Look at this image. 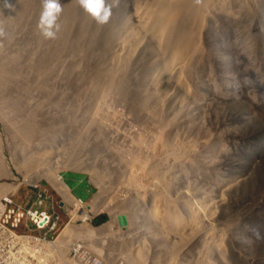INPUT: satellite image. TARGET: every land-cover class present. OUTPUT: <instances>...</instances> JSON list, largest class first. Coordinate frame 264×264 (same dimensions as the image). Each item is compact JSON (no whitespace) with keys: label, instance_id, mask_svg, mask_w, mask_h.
<instances>
[{"label":"rangeland","instance_id":"obj_1","mask_svg":"<svg viewBox=\"0 0 264 264\" xmlns=\"http://www.w3.org/2000/svg\"><path fill=\"white\" fill-rule=\"evenodd\" d=\"M76 1L60 0V30L56 39L47 40L37 27L43 0H0V71L7 66L0 72V185L12 186L0 202L15 193L14 201L33 207L38 194L45 193L43 208L60 215L62 224L52 236L68 226H80L63 233L66 251L74 239L92 238L95 258L107 264H198L202 255L211 264H264V72L260 65L256 67L258 63L264 68V22L257 18L259 9L264 14V1L255 6V0H250L247 14L237 5L232 8L234 15L248 21L240 44L251 60L244 56L238 61L228 44L205 39L215 69L208 65L205 74L187 78L189 92L161 79L160 90L169 96L170 117L183 104L178 128L160 118L145 120L132 107L136 92L149 95H140L147 103L151 100L143 87L137 90V84L128 81L127 74L141 78L133 68L119 75L114 88L117 96L100 101L104 111L95 114L96 90L106 84L112 49L94 20L82 25L84 17ZM130 1L125 0V7ZM219 24L229 29L225 22ZM219 62L227 68V76L221 75ZM192 122L194 130L189 128ZM127 136L136 138L140 156L148 155L147 143L158 139L162 143L158 154L169 162L171 150L178 145L184 151L193 141L201 146L192 145L198 153L187 149L191 155L185 156H193L187 157L188 163H152L131 180L110 170L112 165L123 169L129 165L118 159L125 155L121 149H132ZM166 164L167 195L187 219L184 230L170 234L154 220L158 193L144 182ZM75 172L86 175L95 192ZM188 204L196 211L200 205L207 207L211 216L207 226L222 241L221 255L206 250V225L200 233L190 234ZM120 211L127 222L119 221L118 226L114 216ZM106 214L111 219H102ZM90 220L95 225L90 224L95 230L92 235L84 231ZM140 250H144L141 259Z\"/></svg>","mask_w":264,"mask_h":264},{"label":"bare ground","instance_id":"obj_2","mask_svg":"<svg viewBox=\"0 0 264 264\" xmlns=\"http://www.w3.org/2000/svg\"><path fill=\"white\" fill-rule=\"evenodd\" d=\"M263 1L264 0H255L252 2L255 3V6H257L256 4H260ZM76 2L78 3V5H80L79 0H77ZM124 3L125 0H104L105 7L107 6L112 7V16L110 17L109 22L103 25L97 24L96 20L88 12H86L84 8H82L80 5L84 17L82 25L84 26L90 20H94L98 33L105 36L107 41L106 43H108V45L112 49L111 64H110V69H108L110 71V73H108L109 79L107 78V81L105 82L106 84L98 86L96 90L98 91V96H96L97 105L94 103L96 105L94 109L95 114L101 115L102 112L104 111L105 105L103 102L100 101H102L106 97H112V94L117 96V93L114 91V88L116 86V82L119 75L125 74V72L128 71L129 68H133L136 71L135 73L138 72L137 74H139L141 78H136L134 74L132 75L127 74L126 77L128 78V81L131 82L132 84H137L136 85L138 88L137 90H142L143 87L145 91H147L150 94L152 103L151 100H150V104L147 103V99L144 100L140 96L142 94L136 92L135 94H133L132 107L136 109L140 117L144 118L145 120L146 119L153 120L160 118L163 123L169 126L175 124V126L178 128L177 125H179V122L177 116L180 113V111L183 110V104L178 106L177 111L175 112V117L174 118L170 117V115L168 114L170 108L168 107V109L166 110L167 106H169L167 103V101L169 100V96L162 93L160 90L161 79L170 80L172 85L177 89L181 91L189 92L188 91L189 87L187 88V83H186L187 78L192 77L193 75L199 72L205 74L208 65L209 68L215 69L214 67L215 63H212L211 55L207 53V48L205 46V42H206L205 39H207L208 42L210 43L211 42L217 43V40H219L223 42L225 45L228 44L229 46L228 45L226 46L230 48V52H232L233 56H235L236 60L238 61L240 57H242L243 60L244 56H245L244 60L246 61L251 60V59H247L249 58L250 55L247 54L246 51L247 48L245 49L244 46H242L243 44H240L241 43L240 40L242 39L241 32L242 30H244V27L245 28L247 27L248 21L243 20V18H240V16L238 17V15L237 16L234 15L235 13L234 14L232 13V8H234L233 6L236 5L238 6L237 9L246 12V14L249 13V7L251 5L250 0H131L130 3H128V5L126 4V6H129L128 8L125 7ZM126 9L129 10V13L128 10ZM257 18H260V20L264 22V14L260 12V9ZM216 19L217 20L219 19V21H217ZM220 20L222 22H225V24L229 29L225 30L224 26L223 27L220 26L219 24ZM209 21L211 22V25H208ZM259 33L260 32H258V34ZM262 37L264 36L262 35ZM228 48L227 50H229ZM159 65H162L163 67L162 71L159 70ZM257 65H260L259 68L263 74L264 72V68L262 67L263 65L257 63L256 67ZM218 66L221 75L223 77L227 76L228 71L225 65L219 62ZM239 66H241L240 62H239ZM4 68H7V66L5 65ZM4 68H2L3 72L5 70ZM9 70L10 69H8V71ZM0 72L3 73L2 71ZM9 76L8 78H11L12 75ZM2 77L3 76L1 75V78ZM128 95H129V90L127 89L126 93L123 94V97L124 98L128 97ZM148 96L144 97V95H142V97L144 98H147ZM217 98L221 99V97L219 96H217ZM195 125L192 122V125H190L191 127L189 128L191 130H194ZM171 129L173 130V127ZM160 134L161 132L158 130L159 138H160ZM191 136L188 139L193 138ZM126 139L130 143L129 148L132 149L130 150V152L123 150L125 147L121 149L125 155L120 156L118 159L122 160L123 162L129 163V165L125 167L126 169L128 167V169L126 170L125 168L123 169L121 167H117V166L113 167V165L112 166L110 165L111 166L110 170H113L111 172L114 175L119 174L120 177L122 178L126 177L127 179H131V180L134 179V177L137 175L138 172L148 170V167L152 163H176L182 165L184 163H188L186 162L187 157L193 158V156L192 157L190 156L191 152L198 153L197 152L198 148L195 151L196 147H193L197 145L195 144L197 142L195 143H193L194 141L190 142L191 145L190 153H187L188 152L187 149H189L188 147L189 145L187 146L188 148L185 151L182 150L181 147L178 145L176 148L171 150L170 152L171 159L169 162L167 159H164L163 157H161V155L158 154L159 149L161 148L162 145V143L160 144L159 142H157L158 139L156 142H154L155 141L154 140V141H149L150 143H147V145L150 147V153L144 156H140L139 154V150L137 148L138 144L135 141L136 138L133 139L132 137L127 136ZM160 140H164V139H160ZM198 146H201V144L197 145V147ZM186 153L187 155L188 154L190 155L185 156ZM188 160L190 162V159ZM204 161L202 160L203 163ZM98 169L96 168L97 172ZM114 169H116L118 172H115ZM168 174H169V164H166L164 168L161 169V167H159L157 172H154L151 175L146 176L144 178V182L153 185L156 189V192L158 193L157 198L154 201L153 217L154 220L157 222L159 229L166 234H170L172 232H177V231L181 232V230H184V226L186 224L185 221L187 220V219L186 220L183 219L182 215L179 214V212H177V209L175 208L173 203L169 200V197L167 195L170 187V183H169L170 181H168L169 178ZM137 184L138 183H135L134 186L136 187ZM11 189L12 186L0 185V199L4 194L8 193V191H10ZM13 195H15V193H13ZM4 198L9 200L10 195ZM123 198H124V202H126L127 198L125 197ZM210 201L212 200L210 199ZM186 207H188V210L191 209L190 218L188 217L189 228L191 229L190 234L194 235L195 233L198 232L200 233L201 231H203L202 230L203 227H205V225L206 226L208 225L207 224L208 218L210 219L211 217L206 212L207 207L204 206V204L200 205L197 211L194 210V208L189 204ZM120 217H122L121 211L114 216V221L118 226H119ZM90 224L93 227H95V225H93V221L90 220L88 224H86V227H84L85 228L84 231L89 235L90 234L92 235L94 234L95 230H92ZM69 227L78 228L80 226H74V225L68 226L58 237L55 246L58 248L60 247L63 248L62 254L64 258H65V252L72 250L73 244L78 240L83 241V246L91 250V252H95L94 249L95 243H93L92 238L74 239L71 242V244H69L70 246L66 251L65 244L63 243L64 241L63 233L67 229H69ZM207 228H209V230L207 229L209 239L206 244L207 246L206 250L208 249L210 253L216 252V253H220L221 255V251H222L221 239L219 240V238L217 239V237H215L213 231L210 230L209 226H207ZM83 246H82V250H84ZM174 251L177 252L176 249ZM209 251H207V253H209ZM111 253L113 254V252ZM138 256H140L139 257L140 259L144 258L143 257L144 250H140L138 252ZM174 256L175 255H173L174 261H176L177 257ZM203 256L204 255L200 257L201 261L199 260L198 264L209 263L205 261L206 259H203L205 258V256L204 257ZM96 260H101V259H96ZM103 261L104 264H107L105 259ZM207 261H209V258L207 259ZM66 263L69 264L72 263V260L68 258V256ZM120 264H124V263H120ZM174 264H176V262Z\"/></svg>","mask_w":264,"mask_h":264},{"label":"built area","instance_id":"obj_3","mask_svg":"<svg viewBox=\"0 0 264 264\" xmlns=\"http://www.w3.org/2000/svg\"><path fill=\"white\" fill-rule=\"evenodd\" d=\"M44 196L39 193L33 207L18 204L13 200L15 195L0 202V264H69L63 257V248L55 246L61 232L52 236L62 227L60 215L43 208ZM60 205L64 208L62 202ZM82 246L81 240L73 244L67 255L71 264H104L102 259L94 258L95 252L84 246L82 250Z\"/></svg>","mask_w":264,"mask_h":264},{"label":"clouds","instance_id":"obj_4","mask_svg":"<svg viewBox=\"0 0 264 264\" xmlns=\"http://www.w3.org/2000/svg\"><path fill=\"white\" fill-rule=\"evenodd\" d=\"M79 3L97 22L103 25L112 16V7H105L104 0H79ZM62 13L60 0H43L42 12L37 27L41 35L47 40H54L60 30L58 17ZM2 35V33H0Z\"/></svg>","mask_w":264,"mask_h":264},{"label":"crops","instance_id":"obj_5","mask_svg":"<svg viewBox=\"0 0 264 264\" xmlns=\"http://www.w3.org/2000/svg\"><path fill=\"white\" fill-rule=\"evenodd\" d=\"M76 174H79V175H82V176H84L85 177V180L90 184V186L92 187V189H93V191L95 192V188H94V186H92V184L90 183V181H89V179L87 178V176L86 175H84V174H82V173H77V172H75ZM62 175V177H63V180H64V175H63V173L61 174ZM64 182H65V180H64ZM69 187V186H68ZM70 188V187H69ZM70 190H71V192H72V194L74 195V192H73V190L70 188ZM75 196V195H74ZM76 197V196H75ZM89 199V198H88ZM102 219H108V215L106 214L105 216H103L102 217ZM101 219V221H103Z\"/></svg>","mask_w":264,"mask_h":264},{"label":"water","instance_id":"obj_6","mask_svg":"<svg viewBox=\"0 0 264 264\" xmlns=\"http://www.w3.org/2000/svg\"><path fill=\"white\" fill-rule=\"evenodd\" d=\"M119 221H120V223H122V224H126L127 219H126L124 216H122V217H120Z\"/></svg>","mask_w":264,"mask_h":264}]
</instances>
